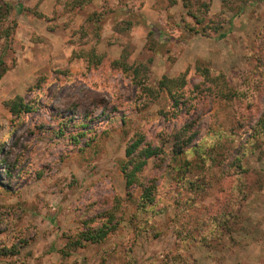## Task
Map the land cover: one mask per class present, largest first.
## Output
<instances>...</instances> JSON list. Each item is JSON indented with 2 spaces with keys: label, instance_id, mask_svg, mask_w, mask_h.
<instances>
[{
  "label": "rangeland",
  "instance_id": "1",
  "mask_svg": "<svg viewBox=\"0 0 264 264\" xmlns=\"http://www.w3.org/2000/svg\"><path fill=\"white\" fill-rule=\"evenodd\" d=\"M6 1L0 264H264V0Z\"/></svg>",
  "mask_w": 264,
  "mask_h": 264
},
{
  "label": "trees",
  "instance_id": "2",
  "mask_svg": "<svg viewBox=\"0 0 264 264\" xmlns=\"http://www.w3.org/2000/svg\"><path fill=\"white\" fill-rule=\"evenodd\" d=\"M12 10V5L6 1V0H0V25L2 20L10 13V11ZM15 23H12L11 29L12 27H14ZM202 30L197 29V31ZM151 33V31H149V34ZM10 35V28L9 27H5L3 29L0 28V40L1 39H7ZM93 54L95 53H88V58L90 56H93ZM7 70V67L5 65V61L3 59V56L0 55V78L2 77V75L4 74V72ZM201 70L206 72V75L204 76L207 80H212L211 82H216L215 78H212V76L209 74V70L206 68H202ZM170 82L166 83V82ZM160 84H162V86L165 88L166 92L173 98L175 97V91L172 92V87L173 85L176 84V78L175 79H170V80H166L165 82L161 81ZM214 94H216V96H219L220 98H225L226 96L229 97H234L236 96V94H238L236 91L232 90V89H228L227 91H224L222 88H220V86L216 89V90H212ZM177 101L176 99H174V102ZM12 111H16L18 109L23 108V104L22 101L20 99V97H16V100L13 101L12 106L10 107ZM252 129L254 130V138H256L254 141V143H257L259 139H261L262 137H264V112L262 113V115L260 116V118L257 120V122L253 125ZM12 137V136H11ZM139 142H135L133 143L129 148H127L126 150V154L127 155H131L133 154V152L138 148L139 146ZM217 149V148H216ZM143 156H144V160H141L139 158V161L135 164L132 165V167L130 169H128V165L126 163H124L121 166V171L123 173L124 179H125V183L127 186L133 185L137 183V179H136V173L139 172L142 168V166L145 164V159H147L148 157L153 156L156 152L154 151V149H150V148H145L142 150ZM238 156V155H237ZM237 160V168H242L240 166V157H236L235 158ZM0 161H2V158H0ZM151 196H152V192H151V188H143L142 192L140 194V198L142 201H140L139 206H144L145 204L149 203L151 201ZM112 216V215H111ZM106 222H103L101 226L95 228V230L93 232H91L88 236H86V239L90 240V241H97L100 240L102 238H104L107 233L109 231H111L113 229L114 225H110L112 221V218H110V215H108ZM229 218L226 214H223L222 216V222H223V226L224 228H226L227 230L231 229V225L229 224L230 222L228 221Z\"/></svg>",
  "mask_w": 264,
  "mask_h": 264
}]
</instances>
